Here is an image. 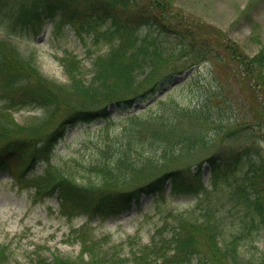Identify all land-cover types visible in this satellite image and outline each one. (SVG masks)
Returning <instances> with one entry per match:
<instances>
[{
    "label": "trees",
    "instance_id": "trees-1",
    "mask_svg": "<svg viewBox=\"0 0 264 264\" xmlns=\"http://www.w3.org/2000/svg\"><path fill=\"white\" fill-rule=\"evenodd\" d=\"M76 1L0 0V25L7 34L0 39V100L5 105L0 108V173L26 182L36 202L56 195L67 219L86 216L71 233L82 244L80 255L53 252L51 264H187L194 259L202 264H264V256L253 262L239 251L243 239L264 232V44L252 57L238 54L243 57L244 76L261 91L263 114L252 115L254 123L245 122V112L239 116L230 98L216 92L219 89L210 91L208 85L193 91L195 98L159 97L154 100L158 110L152 111L150 105L133 112L134 106L154 99L175 75L208 59L203 54L212 53L211 42L171 25L167 20L174 12L167 1L91 0L83 9ZM132 5L138 11L124 14V8ZM48 21L55 32L69 24L81 41L90 38L96 45L89 50V68L77 54L64 53L66 82H49L32 53L25 55L7 40L12 33L36 38ZM194 74L193 69L182 85L191 82ZM21 88V97L16 98ZM63 94L69 95L65 101ZM70 98L93 104L71 105L65 115L60 111ZM96 102L103 103L90 106ZM111 102L127 112L122 131L108 130L107 137L98 136L91 148L84 140L85 151L73 156V165L45 160L69 126L114 119ZM26 107L41 113L19 124L12 110ZM226 142L230 147L219 150ZM195 148L208 153L195 164L183 165L186 154L194 155ZM38 157H43L44 166L37 172ZM18 162L23 166L16 171ZM205 165L210 168L208 183ZM168 181L170 194L191 197L192 204L167 212V205L160 204L159 222L149 240L142 244L139 237L132 243L134 257L108 261L104 245L109 235L96 237L92 219L131 208L140 202L141 193H155L156 200L166 201ZM104 185L117 189L116 195L96 196ZM6 256L0 245V262Z\"/></svg>",
    "mask_w": 264,
    "mask_h": 264
},
{
    "label": "rangeland",
    "instance_id": "rangeland-1",
    "mask_svg": "<svg viewBox=\"0 0 264 264\" xmlns=\"http://www.w3.org/2000/svg\"><path fill=\"white\" fill-rule=\"evenodd\" d=\"M91 0H77L80 9L88 7ZM168 2L169 10L174 14L168 18L171 25L175 24L178 30L182 28L199 39L206 38L211 42L212 53L203 54L208 57L194 69V79L183 84L189 79L192 71L188 70L180 75H176L168 85L162 86L157 91L155 98L146 100L142 108L152 106V111L158 110V104L154 102L159 98H172L175 100L194 97L193 91L208 85L209 90L225 93L233 102V110L242 116L244 111L247 120L245 122H255L252 115L261 116L259 110L262 103L260 89L253 87L249 83L248 77L244 76V66L241 64L243 57H252L264 44V0H163ZM144 6V1H141ZM124 14H133L138 11V7L128 6L124 8ZM7 36L5 28L0 25V39ZM7 39L17 44L19 49L27 54L32 53L39 69L46 76L49 82H66L67 76L61 62L66 51L77 54L83 59L86 68L91 66L89 50L95 49L90 38L86 42L81 41L67 24L62 32H55L51 21H48L44 29L35 37L21 33H15ZM194 38V37H193ZM228 47H232L228 50ZM237 48L238 50H233ZM105 47L97 52L104 51ZM232 51L231 56L229 57ZM234 52V53H233ZM228 53V54H227ZM207 55V56H205ZM217 55L222 57L217 59ZM227 56V57H226ZM214 57L213 59H209ZM89 75V73H87ZM21 90L15 92V97L20 98ZM62 97L65 101V96ZM69 105L61 108L66 115L71 109V105L93 104L84 102L77 98H70ZM155 100V101H154ZM103 103V102H102ZM102 103L96 102L90 105L93 108ZM264 103V102H263ZM4 103L0 100V108ZM114 119L107 121L96 120L93 122H80L77 125L69 126L66 135L61 138L54 149L49 152V159L53 162L70 161L75 164L73 156L85 151L84 140L90 148L97 145L98 136L103 134L107 137V131L111 134L122 131L125 124L127 112L118 109L115 102L109 104ZM141 105L134 106L133 112L142 109ZM41 113L38 108H22L12 110V115L19 124H24L35 119ZM64 115V116H65ZM63 116V117H64ZM62 117L57 118L56 122ZM55 122V125H56ZM54 126V125H53ZM25 138V134H21ZM20 135V136H21ZM236 143V142H235ZM264 148V141H261ZM229 143H224L219 150L229 148ZM218 149L217 147H215ZM31 150L32 147H27ZM216 151V150H215ZM88 153L89 150H87ZM192 156H187L183 165L195 164L208 152L205 150L193 149ZM191 153V154H193ZM43 157H38L35 161V171H40L44 162ZM23 162H18L15 166L22 168ZM194 166V165H193ZM204 166V181L209 182L210 171ZM189 168V167H188ZM18 170V172L20 171ZM17 171V170H16ZM87 180V179H85ZM26 182H16L15 178L6 172L0 173V245L6 248V259L0 264H51L53 252L63 256L76 257L80 255L82 244L80 240L72 237V228L78 227L86 220L84 214L73 219H67L60 213L59 201L56 195L47 197L42 201H35L31 195L32 188L27 187ZM170 184H167L165 197L166 201L156 200L157 194H140V202L132 203L131 208L124 209L118 213H113L107 218L95 217L90 222L94 228L96 237L109 235L104 250L107 252V260L115 261L118 257L131 259L134 257L132 243L137 242L141 237V243L149 240L150 233L159 222L160 204L167 205L165 212L171 209L182 210L189 207L193 200L188 196H176L170 194ZM117 189L112 185H104L98 188L96 196L105 193L116 195ZM166 208V207H165ZM173 218L171 215L169 216ZM161 224V223H160ZM227 238L229 234H226ZM223 239V238H222ZM224 239H226L224 237ZM223 239V241H224ZM239 251L243 259L253 262L264 256V232L256 233L254 238L243 239ZM202 264L198 259L192 263Z\"/></svg>",
    "mask_w": 264,
    "mask_h": 264
}]
</instances>
